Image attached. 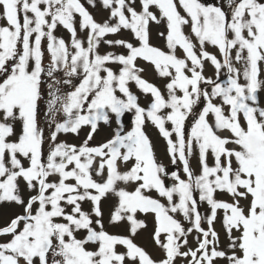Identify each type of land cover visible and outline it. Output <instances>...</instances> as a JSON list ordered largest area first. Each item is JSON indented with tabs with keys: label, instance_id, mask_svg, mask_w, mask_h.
I'll return each mask as SVG.
<instances>
[{
	"label": "snow or ice",
	"instance_id": "6c2138e0",
	"mask_svg": "<svg viewBox=\"0 0 264 264\" xmlns=\"http://www.w3.org/2000/svg\"><path fill=\"white\" fill-rule=\"evenodd\" d=\"M261 93L264 0H0V264H264Z\"/></svg>",
	"mask_w": 264,
	"mask_h": 264
},
{
	"label": "rangeland",
	"instance_id": "374dc122",
	"mask_svg": "<svg viewBox=\"0 0 264 264\" xmlns=\"http://www.w3.org/2000/svg\"><path fill=\"white\" fill-rule=\"evenodd\" d=\"M82 2H84V0H82ZM90 11H93V14L97 20L103 19L104 16L106 15V13L103 12L102 10H100L99 8L96 10L90 9ZM57 35L58 36H64L65 38H67V34L63 31H58ZM153 43H157V41L155 39V30H153ZM209 50L213 51V52L215 51L214 49H209ZM206 75H212L210 68L206 71ZM145 78L150 80L151 82L157 84V86L161 87V89L163 90V81L159 80L151 70H149L145 73ZM60 87H61V91H64L65 86L61 85ZM132 90L137 95H139L140 103L142 105H146L150 98H147V97L143 96L142 94H140L134 86H132ZM261 96L264 97V93H261ZM40 110H41L40 119L43 121L45 119V117L43 116V112L45 110V101H41V109ZM132 118H133V116L131 113L127 114L125 117V119L128 123L131 122ZM189 123H190V121H189ZM186 127H187V125H186ZM187 130L190 132V128H188ZM86 131H87V129H85L81 132V139L84 137ZM146 132L151 137V139L153 141V144H154L155 149H156L157 158L160 161H162L165 164V166L169 167L171 170H173V171L179 170L180 169L179 165H171L170 164V161H169V159L165 153V143L162 140V138L159 137L157 130L154 127H152L150 124H148V125H146ZM104 135H105V133H101L100 135H98L94 142H96V143L100 142V140L104 137ZM64 138L65 137H61V139H64ZM68 139L70 142H75V143L79 142V140H74L71 137H69ZM193 167H195V161L194 160H193ZM219 227L220 226L218 224L217 230H219ZM110 231H115V229H110ZM146 237H147V233H142L141 236L137 238L136 242L138 244H141L142 246L147 247V249L152 253L153 257L156 258L158 254L156 251L153 250V247L151 246V244L146 241ZM189 241H190V245L192 247H195L194 235L189 237ZM178 264H180V262H178Z\"/></svg>",
	"mask_w": 264,
	"mask_h": 264
},
{
	"label": "flooded vegetation",
	"instance_id": "af4514ba",
	"mask_svg": "<svg viewBox=\"0 0 264 264\" xmlns=\"http://www.w3.org/2000/svg\"><path fill=\"white\" fill-rule=\"evenodd\" d=\"M210 2H211V0H210Z\"/></svg>",
	"mask_w": 264,
	"mask_h": 264
}]
</instances>
